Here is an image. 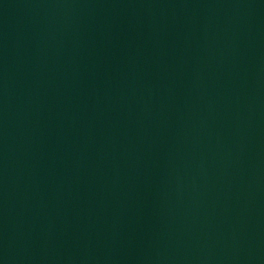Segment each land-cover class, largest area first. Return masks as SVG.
I'll use <instances>...</instances> for the list:
<instances>
[{"label":"water","instance_id":"obj_1","mask_svg":"<svg viewBox=\"0 0 264 264\" xmlns=\"http://www.w3.org/2000/svg\"><path fill=\"white\" fill-rule=\"evenodd\" d=\"M0 264H264V0H0Z\"/></svg>","mask_w":264,"mask_h":264}]
</instances>
